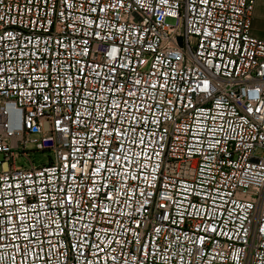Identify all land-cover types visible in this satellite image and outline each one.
<instances>
[{
  "label": "built area",
  "instance_id": "2783aa9c",
  "mask_svg": "<svg viewBox=\"0 0 264 264\" xmlns=\"http://www.w3.org/2000/svg\"><path fill=\"white\" fill-rule=\"evenodd\" d=\"M256 3L0 0V264H264Z\"/></svg>",
  "mask_w": 264,
  "mask_h": 264
},
{
  "label": "rangeland",
  "instance_id": "374dc122",
  "mask_svg": "<svg viewBox=\"0 0 264 264\" xmlns=\"http://www.w3.org/2000/svg\"><path fill=\"white\" fill-rule=\"evenodd\" d=\"M260 11L259 16L254 17V20L252 21V29L254 28V31L259 35V38H264V0H260ZM168 23H171L172 20L167 19ZM50 154L48 151L44 152H33L30 154L31 160L33 163L37 166L40 164H46L48 161ZM17 165L25 166V160L24 158L20 157L16 161Z\"/></svg>",
  "mask_w": 264,
  "mask_h": 264
},
{
  "label": "crops",
  "instance_id": "0c3cea01",
  "mask_svg": "<svg viewBox=\"0 0 264 264\" xmlns=\"http://www.w3.org/2000/svg\"><path fill=\"white\" fill-rule=\"evenodd\" d=\"M260 7H261L260 6V0H257L256 6L254 9L253 20H254V17L259 16ZM252 35L254 37L259 38V35L254 31V28L252 29ZM262 40H264V38H262Z\"/></svg>",
  "mask_w": 264,
  "mask_h": 264
},
{
  "label": "water",
  "instance_id": "95a60500",
  "mask_svg": "<svg viewBox=\"0 0 264 264\" xmlns=\"http://www.w3.org/2000/svg\"><path fill=\"white\" fill-rule=\"evenodd\" d=\"M178 41L180 42V39H178Z\"/></svg>",
  "mask_w": 264,
  "mask_h": 264
}]
</instances>
